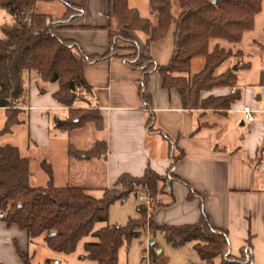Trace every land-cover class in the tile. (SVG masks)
Returning a JSON list of instances; mask_svg holds the SVG:
<instances>
[{
  "label": "crops",
  "instance_id": "obj_1",
  "mask_svg": "<svg viewBox=\"0 0 264 264\" xmlns=\"http://www.w3.org/2000/svg\"><path fill=\"white\" fill-rule=\"evenodd\" d=\"M70 1L77 6L83 4V0ZM86 1L85 13L71 24L76 28L61 30L58 36L76 41L87 55L102 56L112 50L111 37L121 38L125 28L112 14L110 0ZM59 2L62 1L53 3ZM41 3L35 6L36 14L60 19L66 12L65 7L58 17L41 14L38 12ZM0 10L4 14H0L1 27L10 22V17ZM127 35L145 57L159 66L170 62L174 51L172 33L150 46L146 45L147 36L143 33L127 32ZM128 46L119 41L110 59L86 63L84 67L86 81L94 94L77 106L94 108L102 118L100 128L89 124L73 132L57 130L54 119L69 115L68 108L54 97L59 84L40 85L41 78L35 75L29 79L26 95L20 101L22 123L15 127L28 122L30 142L25 148L26 156L17 147L20 155L32 161L29 153L32 147L43 151L41 167L51 166L56 187L86 180L110 189L122 175L139 178L147 170L167 177L159 185L157 209L153 213L157 226L193 225L204 213L214 228L228 234L232 257H246L250 252L252 264H264V105L253 107L255 91L249 88L243 95L237 84L235 88L241 99L231 110H186L175 89L163 88L158 71L151 73L145 97L140 98L144 74L123 59L132 53ZM231 91L215 89L204 92L202 98L224 97L232 94ZM262 94L264 100V87ZM244 106L258 111L251 125L245 123L240 112ZM0 111L6 113L5 109ZM90 129L94 138H98L92 145L81 134ZM98 142H106V156L91 160L70 156L69 148L86 151ZM173 158L176 159L174 166ZM48 181L47 174L44 186ZM157 235L150 244L155 245L157 255H162L164 251L160 249ZM46 249L54 253L43 237L32 240L26 230L0 220V264H27L21 254L27 256L30 264H46L47 259L36 261Z\"/></svg>",
  "mask_w": 264,
  "mask_h": 264
},
{
  "label": "trees",
  "instance_id": "obj_2",
  "mask_svg": "<svg viewBox=\"0 0 264 264\" xmlns=\"http://www.w3.org/2000/svg\"><path fill=\"white\" fill-rule=\"evenodd\" d=\"M55 1L0 0V9L10 17V22L0 27V109H5L7 115L0 135L11 133L13 127L22 123L19 119L20 101L34 75L39 76L45 85L58 83L60 86L54 97L68 108L69 115L64 119H54L57 130L73 132L89 124L100 128L102 118L94 108L77 106L78 102H87L89 95L94 94L86 81L84 67L86 63L110 59L119 41L129 44L128 49L132 52L123 59L144 74L143 97L151 73L158 71L163 88L175 89L186 110L224 112L231 110L241 99L240 92L202 98L204 92L221 88L231 90L238 84L239 65H235L236 71L231 68L216 74L232 53L218 46L210 52V43L215 39L240 43L245 33L254 29L264 0H175L180 11L178 14L174 12V0H150L155 20L142 18L137 10L130 8L128 0H110L111 12L124 25L125 31L145 34L147 46L164 40L172 33L174 51L166 66H159L145 57L125 31L121 38L111 37L112 50L109 53L87 55L76 41L58 36L61 30L76 28L71 24L85 13L87 1L83 0V4L77 6L70 0H61L66 12L60 19L35 13L37 3ZM195 58H204L205 67L193 76H185L191 72ZM241 67L248 68L249 64ZM69 153L76 159L104 157L107 154L106 142H98L84 153L71 147ZM175 162L173 158L172 166ZM30 163L29 158L20 155L17 147H0V214H5L4 221L8 225L16 224L26 230L30 239L43 237L48 248L56 253L71 255L82 240L92 236L97 241L84 243L82 260L119 264L120 251L128 248L132 240L140 238L142 232H149L153 236L162 234L174 249L193 244L200 262L188 264H252L250 260L246 262L244 256L237 259L229 254L228 234L214 228L204 213L201 220L193 225L155 224L153 213L157 209L159 185L165 183L167 177L151 170L139 178L124 174L113 188L104 189L101 197L97 198L83 187H56L52 168L47 165V185L33 186ZM137 188L149 190L153 199L151 210L140 206L139 220L131 219L124 227L108 225L95 231L98 223L108 222L110 207L135 193ZM190 197H194L192 191ZM52 232H55L54 236H50ZM149 250L150 264H157L155 245L150 244ZM21 257L30 264L25 254Z\"/></svg>",
  "mask_w": 264,
  "mask_h": 264
},
{
  "label": "rangeland",
  "instance_id": "obj_3",
  "mask_svg": "<svg viewBox=\"0 0 264 264\" xmlns=\"http://www.w3.org/2000/svg\"><path fill=\"white\" fill-rule=\"evenodd\" d=\"M175 11L178 14L180 11L177 8L176 1ZM129 6L135 8L139 11V14L144 19L155 20L151 14L149 0H129ZM65 5L62 2L59 3H41L38 8L39 13L51 14L54 17L60 11L65 10ZM2 11L0 10V14ZM4 15V14H3ZM2 15V16H3ZM124 42V41H122ZM220 47L228 52L232 53V57L228 59L219 69V73H222L228 69L235 68V65H239L238 73V86L240 90L245 94L247 89L255 91V96L253 97L252 106L261 107L264 105L262 88L264 87V1L261 12L257 15L255 20V26L252 31L246 32L243 40L240 43H230L225 40L215 39L210 43V52L213 51L215 47ZM249 64L248 68L241 67L242 65ZM205 67L204 58H195L192 62L191 72L189 74H184L186 76H193ZM40 85H45L40 83ZM28 86V83H27ZM143 87L142 84L139 87L140 98L142 97ZM260 112V111H259ZM28 114V113H27ZM255 117L257 115L255 114ZM7 120V115L4 111H0V132L5 128V123ZM95 126L94 124H91ZM28 122L21 127H14L12 132L9 134L0 135V147L11 145L21 149V154L26 156V150L29 141V127ZM96 127V126H95ZM238 129V127H237ZM243 129V128H242ZM66 134V133H64ZM84 136L82 137L86 143L92 145L95 139V135L92 134V130L88 132L84 131ZM234 136V135H233ZM240 137V135H239ZM90 150V149H89ZM101 151V147L99 149ZM87 151V150H86ZM85 150L79 151L80 153L86 152ZM30 167L32 184L35 186L43 187L47 182L46 169L41 167V161L44 159L43 151L35 148L30 150ZM78 159V158H77ZM45 170H43V169ZM47 172V171H46ZM76 183V184H75ZM72 186H82L88 189L89 193L94 197H101L104 188L106 186L93 185L86 182V180H80L71 182ZM140 204L135 197V194L129 195L127 198L115 202L109 211L108 222L98 223L95 227V231H98L106 226H119L124 227L128 224L129 220H139L141 214L139 212ZM149 232H142L140 238L132 240L128 248H123L119 255V264H146L145 257L148 255L146 252H150V243L154 241L153 236ZM156 239H159V246L164 252L162 255H158V264H188L190 262L199 263L200 258L193 250V244H188L184 248L174 249L169 244H167L164 236L158 234ZM96 238L89 236L82 240L75 253L71 255H65L61 253L51 252L46 249L42 251V255L36 258V261H44L43 259L49 260L46 264H54V260H58L61 264H96L93 261L82 260V256L85 254L84 243L85 242H96ZM245 261L248 262L247 257ZM34 264H37L34 262Z\"/></svg>",
  "mask_w": 264,
  "mask_h": 264
},
{
  "label": "built area",
  "instance_id": "obj_4",
  "mask_svg": "<svg viewBox=\"0 0 264 264\" xmlns=\"http://www.w3.org/2000/svg\"><path fill=\"white\" fill-rule=\"evenodd\" d=\"M231 92L232 94H236L237 92L236 88H233ZM240 112L243 114L244 121L248 125H251L255 121V114L258 113V111L254 110L250 106H244ZM135 195H136L137 201L140 204H143L142 206H145L148 210H151L152 205H153V200H152V196L148 189L137 188ZM3 219H5V214H0V220H3ZM146 254L148 255L147 257H145L146 264H150L149 252H146ZM250 255L251 253L249 252L246 256L248 261H249ZM54 264H60V262L55 261Z\"/></svg>",
  "mask_w": 264,
  "mask_h": 264
},
{
  "label": "water",
  "instance_id": "obj_5",
  "mask_svg": "<svg viewBox=\"0 0 264 264\" xmlns=\"http://www.w3.org/2000/svg\"><path fill=\"white\" fill-rule=\"evenodd\" d=\"M216 0H213V2H215ZM234 70L236 71L237 68L235 67ZM55 235V232H52L50 236H54Z\"/></svg>",
  "mask_w": 264,
  "mask_h": 264
}]
</instances>
